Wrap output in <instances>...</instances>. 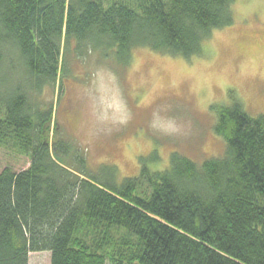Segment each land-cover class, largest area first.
<instances>
[{
    "label": "trees",
    "instance_id": "16d2710c",
    "mask_svg": "<svg viewBox=\"0 0 264 264\" xmlns=\"http://www.w3.org/2000/svg\"><path fill=\"white\" fill-rule=\"evenodd\" d=\"M235 2L0 0V74L15 61L23 73L0 77V264L47 251L51 264H264L263 115L236 98L214 105L223 156L174 152L163 170L142 159L139 175L119 180L114 166L91 170L41 97L63 90L72 54L100 51L122 66L143 47L200 56L234 24Z\"/></svg>",
    "mask_w": 264,
    "mask_h": 264
},
{
    "label": "rangeland",
    "instance_id": "374dc122",
    "mask_svg": "<svg viewBox=\"0 0 264 264\" xmlns=\"http://www.w3.org/2000/svg\"><path fill=\"white\" fill-rule=\"evenodd\" d=\"M232 8L234 24L213 32L190 59L146 47L133 50L128 66L100 51L68 56L63 90L49 87L41 97L54 104L55 121L91 170L114 166L122 180L140 174L142 159L163 170L174 152L197 163L223 156L212 106L233 98L264 116V0H236ZM22 74L17 61L6 62L0 77L13 84ZM5 157L0 150V162ZM28 264H51V253L31 252Z\"/></svg>",
    "mask_w": 264,
    "mask_h": 264
}]
</instances>
